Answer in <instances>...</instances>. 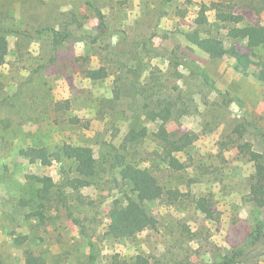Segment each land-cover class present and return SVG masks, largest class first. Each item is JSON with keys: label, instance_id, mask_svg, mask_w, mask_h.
I'll use <instances>...</instances> for the list:
<instances>
[{"label": "rangeland", "instance_id": "rangeland-1", "mask_svg": "<svg viewBox=\"0 0 264 264\" xmlns=\"http://www.w3.org/2000/svg\"><path fill=\"white\" fill-rule=\"evenodd\" d=\"M234 26L258 38L264 0H0L2 264L26 252L47 264H264V205L249 195L264 159V44L229 40ZM193 31L249 55L248 69L210 59L185 40ZM163 132L183 150H163ZM66 144L92 150V177ZM137 169L160 198L133 190ZM130 201L156 225L117 238L109 212Z\"/></svg>", "mask_w": 264, "mask_h": 264}, {"label": "trees", "instance_id": "trees-1", "mask_svg": "<svg viewBox=\"0 0 264 264\" xmlns=\"http://www.w3.org/2000/svg\"><path fill=\"white\" fill-rule=\"evenodd\" d=\"M86 3L88 0H85ZM216 18L223 23H231L232 25H238L242 22V16L233 15L230 13H222L216 10ZM206 23V17L202 14L198 20V25ZM257 37H253L254 27H231L227 30V38L232 41L247 40L248 47H255L259 43L264 44V27H260L257 31ZM186 41L192 45H203L208 53L210 59H220L224 56H228L234 59L236 63V69L239 71H246L250 64V57L247 54L235 46L226 47L224 42L215 37L201 38L198 31L184 34ZM7 53V44L4 38L0 37V65L4 63V59ZM156 140L160 143L163 150L169 153H179L183 150V145L178 141V138L173 132H163L154 134ZM64 156L68 159H72L76 162V172L80 178H90L95 172V162L92 154V150L88 147H75L72 145H64L62 147ZM168 165L174 170H180L183 168L181 164L176 162L173 157L170 158ZM82 185L86 184L85 181H81ZM134 184L133 190H138L143 187H147L152 199H158L162 195V188L158 184V180L153 177L149 172L137 169L135 176L132 179ZM249 195L251 200L257 206L264 205V159L256 161L254 164V173L251 175V181L249 186ZM61 197V196H60ZM34 216L39 219H44L41 212H36ZM109 225L112 229V233L117 238H131L141 232L152 229L156 225L154 217L149 215L145 210L137 209L132 202H128L126 205L120 208H114L109 212ZM81 233H85L84 231ZM19 243L23 242V239L18 240ZM88 244L91 241L88 239ZM93 259V257H92ZM0 264H2L0 260ZM24 264H47L40 256H35L31 252H26L24 257ZM120 264H128L124 261ZM129 264H154L147 261L133 262Z\"/></svg>", "mask_w": 264, "mask_h": 264}]
</instances>
